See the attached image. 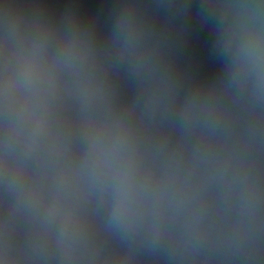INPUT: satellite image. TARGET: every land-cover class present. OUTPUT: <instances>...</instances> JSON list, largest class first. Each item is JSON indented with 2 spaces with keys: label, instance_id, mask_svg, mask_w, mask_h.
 Segmentation results:
<instances>
[{
  "label": "water",
  "instance_id": "1",
  "mask_svg": "<svg viewBox=\"0 0 264 264\" xmlns=\"http://www.w3.org/2000/svg\"><path fill=\"white\" fill-rule=\"evenodd\" d=\"M0 264H264V0H0Z\"/></svg>",
  "mask_w": 264,
  "mask_h": 264
}]
</instances>
